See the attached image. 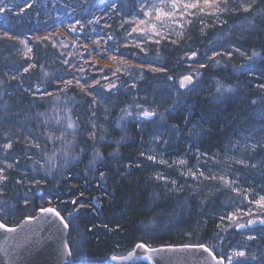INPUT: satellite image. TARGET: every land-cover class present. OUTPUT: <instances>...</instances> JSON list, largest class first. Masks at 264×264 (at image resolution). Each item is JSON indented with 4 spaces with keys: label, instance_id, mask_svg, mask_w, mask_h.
Returning a JSON list of instances; mask_svg holds the SVG:
<instances>
[{
    "label": "trees",
    "instance_id": "obj_1",
    "mask_svg": "<svg viewBox=\"0 0 264 264\" xmlns=\"http://www.w3.org/2000/svg\"><path fill=\"white\" fill-rule=\"evenodd\" d=\"M151 1L0 0V220L55 205L66 264L140 243L264 264V221H226L264 197V0L223 1L148 39Z\"/></svg>",
    "mask_w": 264,
    "mask_h": 264
},
{
    "label": "water",
    "instance_id": "obj_2",
    "mask_svg": "<svg viewBox=\"0 0 264 264\" xmlns=\"http://www.w3.org/2000/svg\"><path fill=\"white\" fill-rule=\"evenodd\" d=\"M259 223L262 221L250 226ZM0 224L4 225L0 227V264H66L72 260L70 227L55 205L40 208L34 216L24 217L16 225H7L1 220ZM137 260L150 264H226L224 257L206 244L149 246L144 243L124 255H113L109 263L130 264Z\"/></svg>",
    "mask_w": 264,
    "mask_h": 264
},
{
    "label": "rangeland",
    "instance_id": "obj_3",
    "mask_svg": "<svg viewBox=\"0 0 264 264\" xmlns=\"http://www.w3.org/2000/svg\"><path fill=\"white\" fill-rule=\"evenodd\" d=\"M223 1L226 0H152L146 7L145 18L142 23H139L138 31L145 38L155 39L160 37L161 39L169 35L171 31H178L191 15L200 17L206 11L214 12L217 9L219 10ZM65 36L69 38L68 35L65 34ZM95 62L101 66H110L112 64L111 61L103 58H95ZM194 69L197 70L199 68L194 66ZM196 76L195 71H191L183 76L180 82H183L185 86L186 77H190L192 81H195ZM141 116L143 118H150L153 115L145 117L142 114ZM258 220L264 221V197L251 200V204L247 208H237L226 219L237 230L247 229L251 223ZM238 253H243L244 255L241 256ZM247 259L250 258L245 255L244 251L239 250L234 252L231 259L226 261V264H240ZM107 264H110L109 261H107Z\"/></svg>",
    "mask_w": 264,
    "mask_h": 264
},
{
    "label": "snow or ice",
    "instance_id": "obj_4",
    "mask_svg": "<svg viewBox=\"0 0 264 264\" xmlns=\"http://www.w3.org/2000/svg\"><path fill=\"white\" fill-rule=\"evenodd\" d=\"M193 56H195V53H193ZM25 71H27V69H25ZM186 79H190V77L189 78H186ZM181 87H183L184 85H183V82H181V85H180ZM143 115L145 116V117H149V116H151V115H153L152 113H149V112H144L143 113ZM7 147H11V145L9 144V145H7ZM148 159H153V157H148ZM181 163H183L182 161H181ZM101 175H103V174H101ZM73 203H75V201L73 202ZM43 211H48V212H54L55 210L54 209H44ZM56 215H59V213H56ZM251 223V222H250ZM0 227H4V225H2V224H0ZM140 246H143V245H140ZM203 247V246H202ZM238 255H244L243 253H238Z\"/></svg>",
    "mask_w": 264,
    "mask_h": 264
}]
</instances>
